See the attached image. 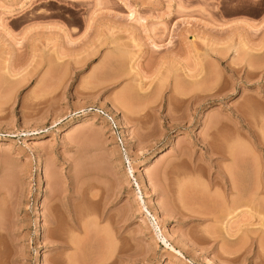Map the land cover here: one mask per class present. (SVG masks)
I'll use <instances>...</instances> for the list:
<instances>
[{"label":"rangeland","instance_id":"rangeland-1","mask_svg":"<svg viewBox=\"0 0 264 264\" xmlns=\"http://www.w3.org/2000/svg\"><path fill=\"white\" fill-rule=\"evenodd\" d=\"M60 259L264 264V0H0V264Z\"/></svg>","mask_w":264,"mask_h":264},{"label":"bare ground","instance_id":"bare-ground-1","mask_svg":"<svg viewBox=\"0 0 264 264\" xmlns=\"http://www.w3.org/2000/svg\"><path fill=\"white\" fill-rule=\"evenodd\" d=\"M127 143V141H126V138L124 137L123 138V144H126ZM231 175V174H230ZM233 175V174H232ZM232 175H231V177L230 178H232ZM229 178V177H228ZM234 183V182H233ZM232 183V184H233ZM231 184V185H232ZM144 185H146L145 183H144ZM234 186H232L233 188V190H235L236 189V187H235V184H233ZM146 187V186H145ZM231 189V190H232ZM239 190V189H238ZM237 193H235V195H236ZM232 195V194H231ZM232 198H234V196H232ZM244 198H246V196L244 197ZM248 199V198H247ZM238 201V200H237ZM250 201V200H249ZM234 202V201H233ZM246 202H247V200H246ZM232 203V202H231ZM249 204H250V202H249ZM237 206V205H236ZM154 211H155V219L156 218H158L159 217V214H160V211H159V209H158V206L157 205H154ZM235 208V207H234ZM236 208H238V207H236ZM166 229V228H165ZM163 231H164V229H162L161 228V233H163ZM51 234L53 235V236H55V237H57V238H60L61 236L58 234V232L56 231V230H53L52 232H51ZM163 241L165 242V244H166V246L171 250V251H174V252H177V253H179L180 255L182 254V252L180 251V250H177V248L174 246V245H172L171 243H169L168 241V239L166 238V237H163ZM72 242V241H71ZM73 243V242H72ZM74 244V243H73ZM69 247H72V245H71V243H66L64 246H62V249H67V248H69ZM65 260H62V259H60V261H58V263H62V264H66L67 263V261H65ZM69 262L71 261L72 262V264H77L76 262L75 263H73L74 261H73V259L72 260H68Z\"/></svg>","mask_w":264,"mask_h":264}]
</instances>
